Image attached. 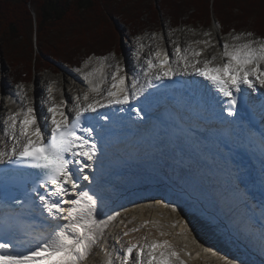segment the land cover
Wrapping results in <instances>:
<instances>
[{"label":"snow or ice","instance_id":"obj_1","mask_svg":"<svg viewBox=\"0 0 264 264\" xmlns=\"http://www.w3.org/2000/svg\"><path fill=\"white\" fill-rule=\"evenodd\" d=\"M204 35L210 37L211 33L205 32ZM242 35L251 37L253 33L234 36L237 43L223 41L219 63L215 54L202 58L203 48L197 50L189 45V51L182 53L181 47L176 45L173 51L177 61L173 65L167 50L158 48L147 60V70L151 73L147 88L139 87L138 80L129 82L127 75L121 74L118 63L111 73L110 86L103 88L106 78L101 64L100 69L84 73L88 91L82 97L79 94L72 97L74 105L71 111H65L67 101L55 102L49 87L50 106L42 122H38L36 109L27 92L21 90L19 95L24 104L19 110L9 112L5 121L7 137L0 147V194L9 187H16L23 190V199L13 197L11 203H0V264H85L94 250L100 248L106 232L114 227L121 214L118 211L105 212L106 203L98 190L96 178L85 169L96 172L103 168L112 147L110 138L118 131L119 114L126 111L125 106H131L133 99L140 105L135 112L141 121H153L154 92L148 89L159 88V84L153 81L162 83L176 77L177 68L204 78L218 94L227 98V107L222 105L219 113L209 107L206 109L209 114L200 117L207 123L214 119L228 125L209 129L223 150L231 154L234 145H239L259 153L257 174L239 164L225 170L222 195L225 201L243 206L246 219L237 230L246 238L258 241L261 251H264V129L258 136L252 132V121L257 116L264 125V98H255L259 103L250 104L251 93L248 97L242 95L245 92L243 86L252 90L258 86L264 89V38L242 40ZM196 43L208 45L209 41ZM189 55L193 58L190 59ZM96 72H101L99 81L91 78ZM241 101L248 113L249 126L246 129L243 124L245 117L236 107ZM99 109L111 111L100 112ZM225 111L228 117L237 119L229 120L223 115ZM237 129H244L247 134L238 137ZM195 131L181 125L172 129L166 121L152 128L156 138L174 135L182 142L190 140ZM257 185L260 192L258 201L252 191ZM156 203L171 212L178 211V201L164 203L161 200ZM35 221H39V226ZM179 225V220L168 222L170 228ZM149 226L158 230V236L149 231L143 236V242L128 241L122 253L108 254L105 264H117V261L118 264H191L196 259L208 264L206 254L211 249L197 250L193 255L184 227H180L177 233L184 241L182 245L167 238L171 232L165 230L160 220H144L140 227L123 231V236ZM230 264H239V261L233 260Z\"/></svg>","mask_w":264,"mask_h":264},{"label":"bare ground","instance_id":"obj_2","mask_svg":"<svg viewBox=\"0 0 264 264\" xmlns=\"http://www.w3.org/2000/svg\"><path fill=\"white\" fill-rule=\"evenodd\" d=\"M171 36L168 37L169 41L167 42V49L165 47H163V49L167 50L170 61L173 63V65H175L177 56L173 55V52H171V49L173 48L171 44L173 37ZM177 45L182 46V53L188 52L190 40L188 38L182 39L181 43H178ZM153 47L154 44L152 43L150 45V49ZM203 47L204 45H191V48L197 50ZM206 48L208 57L206 54H202V58H210L211 55L215 54L217 55L216 62L219 63L221 61L219 53L222 51V47L219 52H216L213 45H208ZM138 53L139 58L141 59V70L139 68L137 74L135 75L133 71L136 69V67L134 65L133 68V63L132 68L130 67V60V63L127 65L128 67L126 69H124V67L121 69V74L124 75L126 72L128 74L127 80L129 82L131 81L129 74L133 76L135 75L134 79L139 81L138 86L141 87L143 81L145 80V82H147L148 78L151 76V73L147 70V60L152 57L154 52H151V54L147 56L146 53L141 49L138 51ZM189 58L192 59L193 57L189 55ZM115 65L116 64L113 65L114 71ZM119 66L122 68L120 63ZM93 70H91V66H88L83 72L87 73L92 72ZM153 71H155V69H153ZM111 72V67L110 69L105 68V71L102 69V73L106 78L102 87L105 89L110 86ZM177 73L184 72L182 69L177 68ZM72 74V79H76V81H79L78 83L81 84L80 96L82 97L83 93L88 91V84L77 72L73 71ZM100 76L101 72H96L91 78L95 81H99ZM40 77L41 76H39V79H41ZM50 80L51 79H49L48 82H50ZM52 81L56 82V87L61 86L59 79H53ZM65 85H68L67 88H72L71 86L73 84L68 82V84L66 83ZM105 85L107 86L105 87ZM42 89V85L36 88V92H38L41 96H43L45 92H43ZM54 94L55 102L63 103L59 102L57 91H55ZM29 96L31 98L32 95L29 94ZM43 97L47 102H49L50 106V101H48L47 94H45ZM31 99H34V97ZM73 105L74 100L72 99V102L70 101V104L67 105L65 111H71ZM37 108L43 113L40 115L41 117L39 116V122H42L47 111L44 110L43 112V109H41L40 106H37ZM3 115L5 116L4 110L0 111V116ZM153 118L158 120L160 117L156 116ZM190 121L195 123L193 120ZM0 125L2 126L0 130L2 132V140L5 141L7 137V133L5 131L6 125L3 126L1 122ZM191 128L195 129L198 128V126L194 124V126ZM205 132H207L206 128L205 131L198 132L200 135H193L194 133H197V131H195L192 136L201 140L199 137H202V133ZM133 136L134 135L128 138L131 146H135L136 144V141L132 138ZM171 137L175 136L170 135L167 138L157 141L156 150L154 151L150 150V148L145 149L144 151L147 156H145V153H143L144 156H141L143 159L141 162L124 159L121 162L118 161L119 164H113V160L106 161L107 159L111 158V153H113L115 149V145L111 141L112 147L109 149V153L107 155L108 157L105 158L106 160L104 161L103 168L98 169L96 172H93L91 169L87 172L89 175H92L96 178V185H98V190L102 193L106 203L105 212L107 214H111L114 211H118L121 215L115 222L114 227L106 232L104 243L99 249L94 250L93 254L89 256L85 264H105L108 254L122 253L123 248L127 246L128 241L140 240L142 242L143 236L148 234V232H145L144 229L141 230L140 228V231L132 232L127 237L123 236V231H127L132 227H140L142 221L144 220H160L161 224L166 220L167 223L170 220H179L180 225L176 228H173L176 231V234L179 233L180 227H184L186 229L187 235H198L200 238L201 244L199 243V246H195V248L193 246L192 248L193 255L197 250L202 251L204 248L211 249V252L206 254L209 258L208 264H230V262L233 260L239 261V264H252L250 261L242 260L240 258L241 253L244 252V250L242 251V248L237 246L240 245L244 248L246 246L245 251H251V249L248 248V245H253L254 247L258 244V241H253L249 238H246V236L241 231H239V236L241 235V237L237 236L238 233H234V231L237 230L232 226L234 224L231 223V220L233 218L237 221L242 219V222L244 223L246 217L243 218V216L246 210L243 208V206H240L234 202L225 201L222 195L225 187V180L223 178L222 172L217 169H206L202 167L201 162L196 160L195 162L190 161L186 163L178 161L175 163L176 157L172 154H169L167 151L169 149L173 150V148H170L173 145L169 144V141H172L173 139ZM210 138L211 139H209V141L204 142V145L207 148H213L214 145L218 143L215 134H212ZM2 140H0V147H3ZM136 147L137 148H134V150H124L125 154L135 157L140 150L139 146ZM219 147L220 145L216 144L217 150H220ZM229 155L233 160L235 154ZM113 156L118 157L119 155ZM158 158L161 159V162L158 161ZM168 159L170 163L173 162L174 164H168ZM211 171H215L216 173H211ZM252 191L255 193L256 200H259L260 194H257L258 191H254L253 189ZM161 200L164 201V203L178 201V211L171 212L170 209L164 208L162 204L156 203V201ZM211 213L214 214V216L210 215ZM241 213H243L242 217ZM121 221H123V224L120 223ZM242 224L240 223V225ZM151 231H153L152 233L154 235H158L157 229L153 228ZM168 231L174 234V231H171L170 227H168ZM180 238L182 239L181 236ZM247 239L249 241H247ZM104 249L107 251H104ZM257 256L264 263V252L258 254ZM194 263L204 264V261L202 259H196Z\"/></svg>","mask_w":264,"mask_h":264},{"label":"trees","instance_id":"obj_3","mask_svg":"<svg viewBox=\"0 0 264 264\" xmlns=\"http://www.w3.org/2000/svg\"><path fill=\"white\" fill-rule=\"evenodd\" d=\"M164 3L177 26L188 22L206 27L215 19L224 34L253 26L254 32L264 37V0H164ZM115 12L134 27H143L155 13V7L152 3L143 5L140 0H0V53L13 63H25L22 47L28 45L34 53L30 60L34 67L48 58L73 63L78 54L80 60L92 54L85 52L90 51L88 44L80 43L85 34L88 39L92 36L89 42L102 43V51L97 53H104L111 49L112 39L101 41L102 28ZM34 45L39 52L34 51Z\"/></svg>","mask_w":264,"mask_h":264},{"label":"rangeland","instance_id":"obj_4","mask_svg":"<svg viewBox=\"0 0 264 264\" xmlns=\"http://www.w3.org/2000/svg\"><path fill=\"white\" fill-rule=\"evenodd\" d=\"M140 2H143V5L150 3L154 5L155 13L152 15V18H150V20L147 22L145 26L143 25L142 27V25L140 26L136 25L134 27L132 25L133 23L129 22L121 14H117V12H115L112 18L106 20L105 26L104 28H102L104 38H102L101 41H107L109 39H112L111 49L105 51L104 53H97V51H102L103 44L100 42L99 43L89 42L92 36H90L88 39L86 34L82 37L80 43L88 44L90 46L89 49L90 51H85V50L84 51L86 53L91 52L92 54L88 57L84 56L85 57L84 60H80L78 54L74 58L78 60H72L73 63L65 60L48 58L41 60L34 67L33 65H30V60L33 59L34 53L30 50V47L28 45H24L22 47V51L25 56L24 58L26 59L25 63L17 64L15 61L13 63L10 60L11 58L2 55V53H0V111L2 110L5 111V116L4 115L0 116L1 124L3 126L6 125L5 121L7 120V116L9 112L19 110V108L24 104V101L20 99V95H19L21 90H25L27 92V97L32 101V106L36 109V114L39 117L43 113L38 110L37 106H40L41 109H43V112L44 110L47 111V108L49 107V102H47L43 97L45 96V94H47L48 97L49 87H51L52 89V96L55 97L54 93L55 91H57V97H59V102L67 101V105L70 104V101L72 102V97H74L77 94L81 95L80 92L81 84L78 83L79 81H76V79H72L73 71L77 72L80 76L83 77L84 76L83 71L86 67L91 66V70L100 69L101 66L98 65L102 64L103 65L102 69H104V71L105 68L110 69L111 67L112 69L111 73H113L114 64L120 63L122 65L121 69H123V67L124 69H126L128 67L127 66L128 63H130V60H131V66L130 65L129 66L132 68V63H133V68L134 65L137 68V65L139 66V62L141 60L138 55L139 50L142 49V51L145 52L147 56H149L151 52H155L158 48L163 49V47H165L167 49V42L169 41L168 37L171 35H172L171 37H173V40L171 42L173 48L171 49V52H173V55L175 56L176 54L174 53L173 49L178 43L179 44L181 43L182 39L185 38L186 39L188 38L190 40V45H194V46L204 45L203 54L206 55H207V52L205 50L207 49L206 46L213 45L215 47L216 52H219V50L222 47L223 41L226 40L229 43H237V41L233 40V37L236 35H241L251 32L253 33V36L247 37L245 35H242V40L245 39L259 40L260 38H264L263 36H260V34L254 32V29L252 28L253 26L246 30L237 29L224 34L221 30L220 24L215 19L214 21H212L210 26H206V27L203 25L187 24L188 22H185L184 24L177 26L171 20V16L169 15V13H167L168 9H165V7H163L165 5L164 0H140ZM30 10H32L31 7ZM223 31H225L224 28ZM205 32H210L211 36L210 37L205 36L204 35ZM71 37H76V36H71ZM204 40H208L209 44L205 46V44L203 43H196L197 41H204ZM27 43L29 44V40L27 41ZM152 43L154 44V47L150 49V45ZM141 45L143 47H141ZM35 50L39 52V49L37 48L36 45H34V51ZM80 53H84V52H80ZM103 57H106L107 59L101 60L100 58ZM125 74L127 75L126 72ZM39 76H41L40 77L41 79H39ZM49 79H51L50 82H48ZM53 79H59L61 86L56 87L57 84L55 81H52ZM68 82L73 84L71 86L72 88H67L68 85L66 86L65 84L66 83L68 84ZM40 85H42L43 87L42 89L43 92L45 91L43 96H41L38 92H36V88L40 87ZM106 86L107 85H105V87ZM142 86H144V83ZM29 94H31L32 95L31 98L34 97V99H31ZM38 122H39V118H38ZM1 128L2 126L0 125V130ZM1 133L2 132L0 131V140H2ZM3 142L4 141L2 140V143ZM245 212L243 218L246 217ZM210 215L214 216V214L212 213ZM165 222H163L162 224L165 226V230L168 231L169 226L167 220ZM231 223L234 224L231 225L237 230V227H239L240 223L242 224L243 222L242 219L240 221H237L234 220L233 218L231 220ZM143 229L145 232H149L153 228L149 226L146 228H141V230ZM172 230L174 231L173 232L174 234H172L171 232V236L167 238L173 240V242L177 243L178 245H182L183 243L182 239L180 238L179 235L176 234V231L173 228H171V231ZM234 233L235 234L238 233L237 236L241 237V235L239 236L240 233L238 230L234 231ZM187 238H188L187 242L188 241L190 242V243L188 242V244L190 245L191 248H193V246L195 248V246L197 247L201 244L198 235L193 236L192 234H188ZM247 241L249 240L247 239ZM237 247L242 248L241 249L242 251L244 250V252H242L240 256L242 260H246V261L248 260L252 264H264L257 256L258 254L264 252L261 251L259 242L254 247L253 245H248V248H250L251 251H245L246 246L245 248L240 245H238Z\"/></svg>","mask_w":264,"mask_h":264}]
</instances>
